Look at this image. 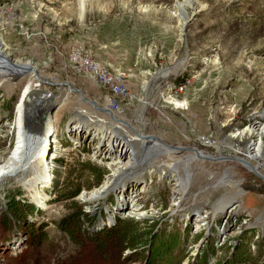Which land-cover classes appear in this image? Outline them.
Here are the masks:
<instances>
[{
	"label": "rangeland",
	"instance_id": "374dc122",
	"mask_svg": "<svg viewBox=\"0 0 264 264\" xmlns=\"http://www.w3.org/2000/svg\"><path fill=\"white\" fill-rule=\"evenodd\" d=\"M195 1L193 8L184 6L181 13L190 20L180 31L174 6L185 0H86L83 16L76 0H0V43L12 61H30L40 74L107 108L103 94L75 73V54L83 49L96 62L125 74L127 96L114 118H124L144 137L138 138L137 163L117 177L104 199L82 202V193L100 188L109 170L105 160L91 154L90 144L98 142L93 134L80 136L81 148L71 141L76 135L69 132L74 124L69 122L84 110L72 96L59 113L55 135L66 151L52 161L53 180L44 190L48 199L43 209L14 179L0 184V264H144L128 260L130 250L122 256L104 253L59 228L76 211L85 212L81 228L88 234L111 227L107 219L117 207L114 192L123 184L136 189L137 183L145 185L142 211L147 214L117 216L114 223L121 219L146 233L149 244L176 234L179 264H197L205 253V264H221L245 229L255 230L244 239L257 252V235L264 238V180L225 158L242 159L250 138L233 134L264 121V0ZM20 85L18 76L0 77V159L14 145L13 134L6 130L15 117ZM39 88L58 93L56 86ZM90 111L101 122L112 121L108 114L92 107ZM123 128L132 138L131 130ZM146 136L182 151L170 155L150 150ZM261 142L264 149L263 138ZM226 145L239 148L241 156ZM186 149L225 158L200 160ZM263 164L264 150L263 160L254 166ZM175 166L182 183L178 206L172 204L177 187L170 179ZM13 198L19 214L8 211ZM197 213L205 215L200 230L193 226ZM224 216L227 222L219 229ZM229 227L234 228L226 232ZM38 235L43 240L37 243ZM258 264H264V255Z\"/></svg>",
	"mask_w": 264,
	"mask_h": 264
},
{
	"label": "bare ground",
	"instance_id": "6f19581e",
	"mask_svg": "<svg viewBox=\"0 0 264 264\" xmlns=\"http://www.w3.org/2000/svg\"><path fill=\"white\" fill-rule=\"evenodd\" d=\"M85 1L86 0H76V5L79 6L80 16H83L82 12ZM195 2V0H185L183 3L178 2L175 4L174 12L177 14L180 13L179 16L181 17L179 20L180 31H182V28H184L190 20L189 17L181 13L184 12V6L187 5L186 7L193 8L195 6ZM5 47L6 45L4 43H0V77L6 74L18 76L21 79V85L19 87L20 90L18 89L19 99L14 108L15 117L13 122L8 124L6 130L7 134H13L14 145L11 151H9L7 157L0 159V184L4 183L5 180L14 179L17 185H21L23 187L37 208L43 209L45 202L48 199L47 195L43 194L44 190L51 187L53 180V176L51 175L53 166L52 161L54 159H58L59 156H62L63 152L66 151L56 138L57 135H55L57 132V123L60 119L59 113L64 107L67 108L70 98L75 96L78 98L77 102L84 107V110L81 109L80 113L76 114L75 118H73V122H71L74 124L68 128L70 133L74 132L76 135V139L71 136L70 139L78 145L80 136H86L88 132L93 134L92 138H98V142L96 144H90L92 150L91 154L94 159L98 158L100 160L99 162H103L105 160L106 167L109 170V175L103 182V185L93 191L82 193L80 200L82 202L91 203L104 199L107 188L116 181L117 177L123 174V172L127 169L129 170L130 168H133V165L135 166L137 163L136 148L137 142L139 141L138 138L143 137L140 135L142 133H138L137 130L124 118L121 120L114 118L115 115L113 113L120 111L121 107L114 109L107 105V108L104 107L100 109L96 102L86 100L82 92L73 89L69 84H60L55 79L40 74L37 70V66L32 64L30 61H12L6 52ZM141 73L146 75L145 72ZM145 80L146 78L144 77L140 82L141 91L145 90ZM41 84L58 87V93L53 95L46 89H40L39 85ZM36 102L40 103L38 107L35 106ZM42 103H44V105L41 107ZM51 105H54L55 108L53 113L49 116V106ZM94 105L97 107V110L94 108ZM30 106L31 116H34L35 119V125L33 126L34 132L37 130L42 131L41 133H44L42 134L43 140L42 136L33 134L31 136L26 135L25 112ZM144 106L145 102L142 101L140 110ZM91 107L96 112L108 114L112 121L101 122L96 119V117L90 113ZM113 122L114 124L112 125ZM123 127L131 130L133 133L132 138H128L123 133ZM46 132H51L53 138L52 146L48 153H46L48 148L47 138L45 136ZM244 136H248L250 138V143L248 144V147L245 148L243 158H224L238 162L241 166L243 165L258 178L264 180V168H260L259 165L254 166V164L263 160L264 149L261 141L262 138L264 139V121L260 124L255 122L250 123L242 128L241 131L233 134V138L238 139H241ZM145 138L150 140L148 146L150 150L168 152L170 155H177L180 153L179 151H182V148H171L164 143L157 142L153 137L146 136ZM120 144L122 145L121 150H119ZM225 147L234 154H241V150L239 148H234L231 145H226ZM186 150L194 154L200 160L205 159L209 161H220L224 159H214L204 151L201 152L196 149ZM102 156L103 158L101 159ZM242 160L246 161L247 164H244ZM177 168L178 166L172 168L173 176H170V179L172 178V180L175 181L172 185L177 187L176 190L172 189L173 206L179 205L182 194L180 189L182 187V183L178 180L179 170H177ZM161 175L163 174L161 173ZM30 177L31 179H29ZM129 185L123 184L116 189V192H114L117 194V207L115 208L116 210H111L112 212L110 211V215L107 219L108 224H114V219L117 216L124 217L129 215L136 218H142L147 214L142 211L145 185L141 184L136 187V189L131 188ZM126 189L128 190L126 191ZM227 219L228 217L224 216L219 229L222 228V224L227 222ZM193 226L195 230L204 228L205 215L198 213L195 214ZM100 227L102 226H99V228Z\"/></svg>",
	"mask_w": 264,
	"mask_h": 264
},
{
	"label": "trees",
	"instance_id": "16d2710c",
	"mask_svg": "<svg viewBox=\"0 0 264 264\" xmlns=\"http://www.w3.org/2000/svg\"><path fill=\"white\" fill-rule=\"evenodd\" d=\"M16 206L17 202L13 198L8 205L9 213L19 214L17 213ZM84 213L82 211H76L65 217L59 224L60 230L69 234L77 242H80L79 238H81L80 243L83 245L93 248L97 246L104 253L122 256L125 250H130L132 252L126 258L134 262L142 260L144 264H179L177 250H179L178 245L180 239L176 234L168 239H161L159 242L149 244V242H145L146 233L139 232L136 228L130 227V224L121 221V219H118L114 224L112 223L113 225L111 224V227H106L102 231H94L88 234L86 230L83 231L81 228V217H84ZM254 231V229H245L239 244L234 247L231 254L221 264H258L259 259L264 255V238H260L257 235V240H260V244L262 243L261 246L257 243V252H252L248 242L244 239L246 233ZM36 239L37 243L43 240L39 235ZM207 256L208 254L205 253L198 263L205 264Z\"/></svg>",
	"mask_w": 264,
	"mask_h": 264
},
{
	"label": "built area",
	"instance_id": "2783aa9c",
	"mask_svg": "<svg viewBox=\"0 0 264 264\" xmlns=\"http://www.w3.org/2000/svg\"><path fill=\"white\" fill-rule=\"evenodd\" d=\"M75 55V73L79 75L80 78L82 77L89 81L91 85L99 90L103 94L104 102L107 103L108 106L114 109L123 106L122 101L127 96L125 74L113 69L109 64L96 62L92 56L83 49L76 51ZM212 143H215V141ZM120 145L119 150L122 149ZM77 146L79 148L82 147V145ZM102 158L103 156L101 159Z\"/></svg>",
	"mask_w": 264,
	"mask_h": 264
},
{
	"label": "water",
	"instance_id": "95a60500",
	"mask_svg": "<svg viewBox=\"0 0 264 264\" xmlns=\"http://www.w3.org/2000/svg\"><path fill=\"white\" fill-rule=\"evenodd\" d=\"M40 102V101H39ZM39 102H36V107H38L39 106ZM44 105V103H42V105H41V107ZM31 108V106L29 107V108H27L26 109V112H25V116H26V121H25V126H26V135L27 136H31L32 134L33 135H37V136H42V140H43V135L42 134H44V133H41L42 131H40V130H37L36 132H34V128H33V126L35 125V119H34V116H31V113H30V109ZM54 105H51V106H49V113H48V115L50 116V114L51 113H53V111H54ZM94 108L96 109L97 107H95V105H94ZM97 110V109H96ZM69 124H71V122H69ZM36 133V134H35ZM39 134V135H38ZM45 136H46V138H47V144H48V148H47V150H46V153H48V151L51 149V146H52V142H53V138H52V133L51 132H46L45 133ZM37 139V138H36ZM120 148H122V145H120ZM242 162L244 163V164H247L246 163V161H244V160H242ZM140 185V183H137V186H139ZM233 228L234 227H232V228H228L227 229V232L228 231H232L233 230ZM223 235L222 234H220V236H219V239H221V237H222Z\"/></svg>",
	"mask_w": 264,
	"mask_h": 264
}]
</instances>
